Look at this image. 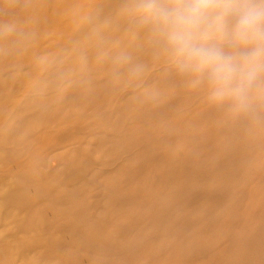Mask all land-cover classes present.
I'll return each mask as SVG.
<instances>
[{"label":"bare ground","instance_id":"obj_1","mask_svg":"<svg viewBox=\"0 0 264 264\" xmlns=\"http://www.w3.org/2000/svg\"><path fill=\"white\" fill-rule=\"evenodd\" d=\"M125 3L95 4L41 85V139L0 163V264H264V122L210 106Z\"/></svg>","mask_w":264,"mask_h":264},{"label":"clouds","instance_id":"obj_2","mask_svg":"<svg viewBox=\"0 0 264 264\" xmlns=\"http://www.w3.org/2000/svg\"><path fill=\"white\" fill-rule=\"evenodd\" d=\"M123 12L210 106L264 122V0H126ZM114 64L136 79L144 71L124 54Z\"/></svg>","mask_w":264,"mask_h":264},{"label":"rangeland","instance_id":"obj_3","mask_svg":"<svg viewBox=\"0 0 264 264\" xmlns=\"http://www.w3.org/2000/svg\"><path fill=\"white\" fill-rule=\"evenodd\" d=\"M99 0H0V163L38 143L35 106L51 65L72 54ZM14 162V163H13Z\"/></svg>","mask_w":264,"mask_h":264}]
</instances>
